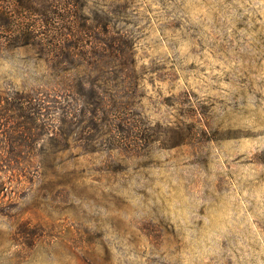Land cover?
Instances as JSON below:
<instances>
[{
  "label": "rangeland",
  "instance_id": "obj_1",
  "mask_svg": "<svg viewBox=\"0 0 264 264\" xmlns=\"http://www.w3.org/2000/svg\"><path fill=\"white\" fill-rule=\"evenodd\" d=\"M4 17L0 264H264V0Z\"/></svg>",
  "mask_w": 264,
  "mask_h": 264
},
{
  "label": "trees",
  "instance_id": "obj_2",
  "mask_svg": "<svg viewBox=\"0 0 264 264\" xmlns=\"http://www.w3.org/2000/svg\"><path fill=\"white\" fill-rule=\"evenodd\" d=\"M14 3H16V5L19 7V8H28L31 4H33V0H14ZM59 9H61V8H59ZM56 12H54L53 14H55ZM53 16H55V15H53ZM2 18V17H1ZM56 19V18H55ZM1 20V23H2V25L4 26H9L10 24H13L14 26H16L17 28H18V30L20 31L19 33H24V35L25 34H28L27 32H30L29 30H30V28H29V26L27 25V24H22V25H20L19 24V21L17 22V21H15V20H13V21H11L9 18H6V17H4L3 19H0ZM17 25H16V24ZM59 29H61V27H59ZM58 29V27H56V28H54V29H52L54 32H56V31H58L59 30ZM32 34H33V31H32ZM26 38H24V42H28V39L29 38H31L32 36H31V33H30V35H28V36H25ZM19 37H17V39H18Z\"/></svg>",
  "mask_w": 264,
  "mask_h": 264
}]
</instances>
